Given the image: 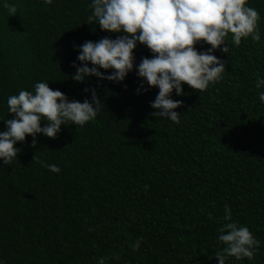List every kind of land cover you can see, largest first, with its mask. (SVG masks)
<instances>
[{
    "label": "trees",
    "instance_id": "16d2710c",
    "mask_svg": "<svg viewBox=\"0 0 264 264\" xmlns=\"http://www.w3.org/2000/svg\"><path fill=\"white\" fill-rule=\"evenodd\" d=\"M0 264H264V0H0Z\"/></svg>",
    "mask_w": 264,
    "mask_h": 264
}]
</instances>
